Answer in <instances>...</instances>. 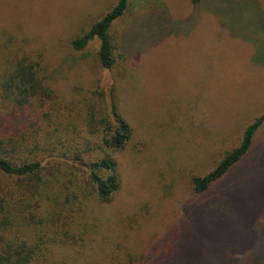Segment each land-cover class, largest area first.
<instances>
[{
  "label": "rangeland",
  "instance_id": "374dc122",
  "mask_svg": "<svg viewBox=\"0 0 264 264\" xmlns=\"http://www.w3.org/2000/svg\"><path fill=\"white\" fill-rule=\"evenodd\" d=\"M117 2L0 0V83L13 58L30 52L53 89L46 105L53 117L37 122L47 130L38 137L44 149L70 145L62 122L90 138L89 112L112 118L114 102L132 128L115 157L122 180L115 201L79 219L90 235L63 257L70 264H264V124L223 179L202 195L192 185L264 114V0L198 7L131 0L110 32L117 65L102 72L99 41L83 52L69 43ZM10 111L0 106V116Z\"/></svg>",
  "mask_w": 264,
  "mask_h": 264
},
{
  "label": "trees",
  "instance_id": "16d2710c",
  "mask_svg": "<svg viewBox=\"0 0 264 264\" xmlns=\"http://www.w3.org/2000/svg\"><path fill=\"white\" fill-rule=\"evenodd\" d=\"M130 1L118 0L69 47L83 52L90 43L99 41L98 66L102 72H112L119 46L110 32L125 15ZM201 3L192 0L196 7ZM12 61L11 70L0 83L1 109H11L9 118L0 116V264H70L63 253L84 246L82 242L91 232L79 219L88 211L99 209V214L115 201L121 189L115 157L126 149L132 128L114 102L112 118L105 115L99 119L91 109L83 122L88 128L86 135L97 142L83 137L78 124L62 122L70 145L66 150L59 146L44 149L38 137L47 130L38 128L37 122L53 117L46 107L52 101L53 89L43 75L40 60L30 52L17 54ZM263 124L264 114L246 128L239 146L225 153L211 172L192 179L197 195L207 192L243 160ZM25 136L33 141L30 147L24 142ZM76 139L84 141L75 143ZM149 262L143 258L136 264H160Z\"/></svg>",
  "mask_w": 264,
  "mask_h": 264
}]
</instances>
